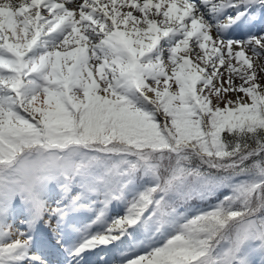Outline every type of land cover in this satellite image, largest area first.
Masks as SVG:
<instances>
[{
	"label": "snow or ice",
	"instance_id": "snow-or-ice-1",
	"mask_svg": "<svg viewBox=\"0 0 264 264\" xmlns=\"http://www.w3.org/2000/svg\"><path fill=\"white\" fill-rule=\"evenodd\" d=\"M257 8L0 0V264H47L41 226L63 264L137 230L146 251L120 264L264 257V31L228 35ZM221 189L207 210H181Z\"/></svg>",
	"mask_w": 264,
	"mask_h": 264
},
{
	"label": "rangeland",
	"instance_id": "rangeland-1",
	"mask_svg": "<svg viewBox=\"0 0 264 264\" xmlns=\"http://www.w3.org/2000/svg\"><path fill=\"white\" fill-rule=\"evenodd\" d=\"M76 2H77V0H76ZM257 10V9H256ZM222 22H224V19L222 18ZM213 32H214V35H216V33H215V30H212ZM245 34H259L258 32H255V31H250V32H246ZM230 37L231 36H235L236 38H240L241 36H239L238 34H228ZM249 55H250V53H249ZM254 67L257 69V71H258V73H259V70H260V68H262V67H264V56H262L261 58H259L258 60H254ZM258 80H259V83L260 84H264V76H258ZM235 84H240L241 83V81L239 80V78L237 77V78H234V81H233ZM229 97H231L232 99H235V97L237 96V95H241V96H243V94L242 93H232V92H230V93H228L227 94ZM224 195H226V193L224 194ZM214 204H216V203H214ZM214 204H210V206H212V205H214ZM117 206V205H116ZM209 206V207H210ZM120 209V206H117V207H115V206H113L112 208H111V210H110V215H113V216H117V215H122L123 213H122V211H123V208L120 210V214L118 213V210ZM190 209H198V208H195V207H191ZM203 209H205V208H203ZM112 212V213H111ZM90 218V214H83V215H81L80 217H79V219H78V217H77V219L78 220H80V221H84V222H86L88 219ZM127 239V241L129 240V238H126ZM141 240H143V238L142 237H140L139 239H137L136 241H135V243H134V245L131 247V249L129 248V246L125 249V251H129V250H131V251H133V252H135L136 254H142L144 251H146V248H143V247H138V244H139V242L141 241ZM124 241V239L122 240V241H120V243H119V245H118V247H117V250L120 248V244L122 243ZM124 251V252H125ZM260 258H261V256L259 255V254H256V255H254V254H252V256H251V259H252V262H253V264H254V261H258V260H260ZM111 264H116L115 263V261H113ZM120 264V263H119ZM257 264V263H256Z\"/></svg>",
	"mask_w": 264,
	"mask_h": 264
},
{
	"label": "bare ground",
	"instance_id": "bare-ground-1",
	"mask_svg": "<svg viewBox=\"0 0 264 264\" xmlns=\"http://www.w3.org/2000/svg\"><path fill=\"white\" fill-rule=\"evenodd\" d=\"M78 2H80V0H77V3ZM213 36H215L214 35V33H213ZM123 213V212H122ZM9 223L10 224H13V227L15 228V227H19V221L17 220L15 223L13 222V220H9ZM36 233H37V239H38V243H39V245H41V246H43L44 248H46V250H48L47 249V246H48V244L50 243V242H52V241H54V240H50L49 239V237H50V233H46L45 231H44V229H43V226H41V228H40V230H38V231H36ZM116 243H114V244H112V245H109V246H106V248H111V247H113L114 245H115ZM38 245V246H39ZM40 247V246H39ZM56 249V248H55ZM42 251H44V250H42ZM90 252L91 251H89V252H86V254L88 255V254H90ZM110 252V251H109ZM83 259H84V257H83ZM53 264H63V260H60V261H57V262H55V263H53Z\"/></svg>",
	"mask_w": 264,
	"mask_h": 264
},
{
	"label": "trees",
	"instance_id": "trees-1",
	"mask_svg": "<svg viewBox=\"0 0 264 264\" xmlns=\"http://www.w3.org/2000/svg\"><path fill=\"white\" fill-rule=\"evenodd\" d=\"M226 193V195L229 194V190L228 189H221L219 190L215 195L211 196V197H206L205 199L201 200L198 197H193L190 200H188L187 202L183 203L182 206H186L189 203H200V204H206L208 202H214L217 201L219 199H222L223 196H225L224 194Z\"/></svg>",
	"mask_w": 264,
	"mask_h": 264
}]
</instances>
